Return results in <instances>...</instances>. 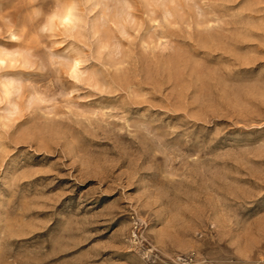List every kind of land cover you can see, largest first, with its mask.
<instances>
[{"label": "rangeland", "instance_id": "obj_1", "mask_svg": "<svg viewBox=\"0 0 264 264\" xmlns=\"http://www.w3.org/2000/svg\"><path fill=\"white\" fill-rule=\"evenodd\" d=\"M0 58V264H264V0H0Z\"/></svg>", "mask_w": 264, "mask_h": 264}, {"label": "bare ground", "instance_id": "obj_2", "mask_svg": "<svg viewBox=\"0 0 264 264\" xmlns=\"http://www.w3.org/2000/svg\"><path fill=\"white\" fill-rule=\"evenodd\" d=\"M59 15H60L59 19H60L61 23L66 24V25L70 24V23L73 21V19H74V15H73V13H72L71 8H67V9H65V10L62 12V14H59ZM68 20H70L71 22H66V21H68ZM2 60H3V59L0 58V62H1ZM78 61H79V60H78ZM75 65H78V62H76Z\"/></svg>", "mask_w": 264, "mask_h": 264}, {"label": "clouds", "instance_id": "obj_3", "mask_svg": "<svg viewBox=\"0 0 264 264\" xmlns=\"http://www.w3.org/2000/svg\"><path fill=\"white\" fill-rule=\"evenodd\" d=\"M66 22H71L70 20L66 21Z\"/></svg>", "mask_w": 264, "mask_h": 264}]
</instances>
